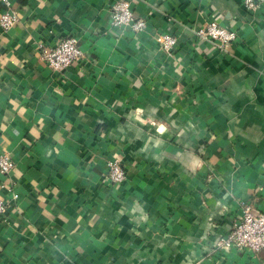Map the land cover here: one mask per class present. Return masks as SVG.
Instances as JSON below:
<instances>
[{"label":"crops","instance_id":"1","mask_svg":"<svg viewBox=\"0 0 264 264\" xmlns=\"http://www.w3.org/2000/svg\"><path fill=\"white\" fill-rule=\"evenodd\" d=\"M118 0H12L0 27V264H264L215 247L249 202L264 213V4L132 0L138 35L112 25ZM6 10L0 0V14ZM237 32L225 51L197 31ZM178 38L172 52L157 41ZM77 36L87 58L45 60ZM119 158L128 178L106 180Z\"/></svg>","mask_w":264,"mask_h":264},{"label":"built area","instance_id":"2","mask_svg":"<svg viewBox=\"0 0 264 264\" xmlns=\"http://www.w3.org/2000/svg\"><path fill=\"white\" fill-rule=\"evenodd\" d=\"M6 10L0 14V27L5 32L11 30L20 21V15L12 0H3ZM132 0H118L112 7V25L115 27H130L136 35L144 32L148 27V19L138 17L132 9ZM246 9L250 13H257L264 0H245ZM200 39L216 42L218 49L225 51L237 39V32L216 21L205 24L197 31ZM158 43L167 51L172 52L178 44L177 36L162 32L157 37ZM45 60L55 71L63 72L74 63H81L87 56L80 45L77 36L60 39L50 50L44 51ZM15 168V160L9 153L0 154V173L9 174ZM127 170L119 158L108 162L106 180L112 185H121L127 181ZM249 202L244 203L242 218L236 222L234 228L223 236L215 247L216 257H221L231 251L248 253L257 257L264 250V213H255ZM8 206L0 200V215H5Z\"/></svg>","mask_w":264,"mask_h":264}]
</instances>
